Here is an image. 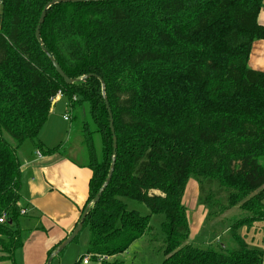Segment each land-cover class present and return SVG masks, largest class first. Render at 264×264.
<instances>
[{
  "label": "trees",
  "instance_id": "1",
  "mask_svg": "<svg viewBox=\"0 0 264 264\" xmlns=\"http://www.w3.org/2000/svg\"><path fill=\"white\" fill-rule=\"evenodd\" d=\"M0 1V262L14 264L23 243L20 146L29 140L43 154L59 150L43 149L38 136L61 90L73 115L87 109L81 131L92 173L81 212L112 159L103 93L116 136L111 177L81 227L90 231L87 254L116 256L146 232L148 216L126 207L131 198L165 216L159 264H262V250L237 233L264 222V72L247 64L252 41L264 38L262 0L58 2L40 25L45 51L34 31L50 0ZM50 56L70 78L89 75L66 84ZM197 92L200 103L189 100ZM222 104L232 115H222ZM190 176L204 205L216 185L226 203L252 213L229 226L235 246L189 240L182 194Z\"/></svg>",
  "mask_w": 264,
  "mask_h": 264
},
{
  "label": "rangeland",
  "instance_id": "2",
  "mask_svg": "<svg viewBox=\"0 0 264 264\" xmlns=\"http://www.w3.org/2000/svg\"><path fill=\"white\" fill-rule=\"evenodd\" d=\"M1 12L2 5L0 1V26L2 23ZM243 97L244 96H242V98ZM204 98L201 92H197L194 97L189 100L194 99L196 103H200ZM235 102L236 101L232 103ZM221 109H223L222 115L224 117L232 115V107L222 104ZM69 110L68 100L66 96H63V98H60L58 102L52 106L51 113L41 128L38 138L41 141L43 149L58 148L59 151L64 153L70 160L75 163H83L85 166L87 151L83 143V134L81 130L83 120H88L87 109L86 106L79 109L76 108V111H74L75 115L69 112ZM65 114L69 116V120H64L63 116ZM23 145H28L29 148L34 150L37 149L29 140L24 141L20 147ZM93 145L96 156L98 157L102 147V142L98 134L93 135ZM47 154L48 153H46V155ZM261 162L264 164V160ZM209 189H211L208 193L209 202L204 205L200 197H198L200 193H198L197 180L193 176H190L187 180L182 194V203L185 206V215L189 226L188 238L201 248L217 247L221 244L226 247L235 246L236 242L229 234V226L250 211L244 209L241 202L233 205H230V201L226 203L225 193L219 189L217 190L216 185L210 186ZM152 193L158 194L160 192L155 189L152 190ZM22 194L23 190L21 191L20 188V195L22 196ZM124 201L128 209L136 210L142 216H148L149 228L139 239L133 242L126 251L117 254L118 256L115 257L116 260L114 263L159 264L164 258L162 252L164 246V234L162 230V224L165 222L164 214L150 212L149 207L140 200L124 198ZM22 216L23 215L18 219L21 224L24 219ZM198 217L201 218L198 219ZM237 233L249 248L262 250L264 259L263 222L255 221L249 226L239 228ZM89 237V229L83 227L79 231L77 237L68 243L63 250L66 249V253H71L74 260H77L81 254L84 255L86 253ZM94 256L97 257V255ZM73 262L74 261H72V263ZM0 264H10V261H1ZM91 264L95 263L91 261Z\"/></svg>",
  "mask_w": 264,
  "mask_h": 264
},
{
  "label": "crops",
  "instance_id": "3",
  "mask_svg": "<svg viewBox=\"0 0 264 264\" xmlns=\"http://www.w3.org/2000/svg\"><path fill=\"white\" fill-rule=\"evenodd\" d=\"M257 20L264 25V0ZM247 64L252 69L264 72V38L252 41ZM60 98L63 96L56 97L52 106ZM37 150L28 145L20 149L23 190L20 205L25 213L22 214V224L19 222L23 243L14 255V264H45L49 252L74 228L88 196V181L92 173L89 167L73 162L59 150L47 155L39 150L41 156L37 155ZM65 250L53 256L50 264H71L72 261V264H91V261L110 264L118 256L108 255L101 260L86 252L74 260L71 253ZM86 256H89V260L84 263Z\"/></svg>",
  "mask_w": 264,
  "mask_h": 264
},
{
  "label": "water",
  "instance_id": "4",
  "mask_svg": "<svg viewBox=\"0 0 264 264\" xmlns=\"http://www.w3.org/2000/svg\"><path fill=\"white\" fill-rule=\"evenodd\" d=\"M67 1H72V2H76V1H79V0H50L49 2H47L42 11H41V14L39 16V19H38V22H37V25L35 27V31H34V34H35V37L36 39L38 40L39 44H40V47L45 51V48L42 44V41L40 39V36H39V29H40V25L42 24L43 22V19H44V16H45V12H46V9L48 7H50L52 4L54 3H58V2H67ZM50 61L55 69V71L58 73V75L63 79V81L66 83V84H71L73 83L74 81H77V80H80V79H83L85 77H87L88 75H84L82 77H79V78H70L68 77L64 71L61 69V67L59 66V64L57 63V61L50 56ZM91 75V74H90ZM100 81H101V84H102V90L104 89V85H103V81L101 80V78L99 77ZM103 98H104V103H105V106H106V109H107V112H108V115H109V127H110V131H111V134H112V142H113V150H112V159H111V163H110V167H109V171H108V174H107V177L105 178V181L103 182V184L101 185V187L99 188V190L96 192V194L94 195V197L85 205V207L83 208L82 212L80 213L79 217H78V220L77 222L75 223V226L74 228L71 230V232L69 233V235L67 237H65L58 245H56V247L51 251V253L49 254V256L47 257V260H46V263L45 264H50L51 261H52V258L53 256L57 255L60 251H62L64 249V247L70 243L75 236H77V234L79 233L81 227H82V224H83V221L86 217V214L89 210V208L95 204L100 196H101V193L103 191V189L106 187V184L108 183L110 177H111V174H112V171H113V167H114V157H115V150H116V136H115V133H114V128H113V122H112V116H111V111H110V107H109V104H108V101L106 99V96L104 95L103 93ZM52 104H53V101H52Z\"/></svg>",
  "mask_w": 264,
  "mask_h": 264
},
{
  "label": "built area",
  "instance_id": "5",
  "mask_svg": "<svg viewBox=\"0 0 264 264\" xmlns=\"http://www.w3.org/2000/svg\"><path fill=\"white\" fill-rule=\"evenodd\" d=\"M61 96H63V93H62L61 90H58V91L56 92V95H55L54 98L56 99V97H61ZM54 98H53V100H55ZM72 99H75V97L72 96ZM63 118H64V120H69V116L66 115V114L63 116ZM41 154H42V153H41L39 150H37V155H38V156H41ZM20 213H21V214H24V213H25L24 209H21V210H20ZM0 221H2V217H0ZM106 257H107V256H98V255H97V258H98V259H101V260L105 259ZM88 260H89V256H86V257H84L83 262H84V263H87Z\"/></svg>",
  "mask_w": 264,
  "mask_h": 264
}]
</instances>
